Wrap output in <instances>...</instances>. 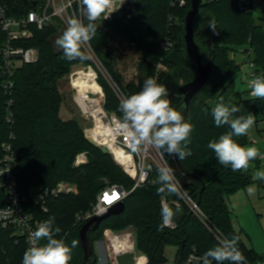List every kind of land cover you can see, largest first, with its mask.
Wrapping results in <instances>:
<instances>
[{
  "label": "trees",
  "instance_id": "obj_1",
  "mask_svg": "<svg viewBox=\"0 0 264 264\" xmlns=\"http://www.w3.org/2000/svg\"><path fill=\"white\" fill-rule=\"evenodd\" d=\"M2 1L9 4L11 15L14 16L25 15L30 10L26 0ZM170 4L171 0H141L139 11L131 20L115 22L105 30L97 26L96 35L90 43L101 55L104 67H110L111 54L99 53V48L106 44L109 33L114 31L133 44L140 45L153 64L171 66L169 72L156 78L158 83L164 84L166 77L176 72L180 73L182 84L192 82L194 73L185 59L180 40L184 19L191 5L182 9L172 8ZM201 8L209 18L198 29L197 41L208 50L216 73L194 101L187 120L192 125L187 141L191 155L183 161L178 159L173 171L183 190L201 208L208 225L194 215L179 194L158 193L159 185L153 184L157 176V170H154L146 184L128 195L124 201V213L112 215L100 224L98 231L88 233L93 255L86 264L99 263L95 244L101 240L106 229L119 232L128 227L135 229L136 250L148 257L147 264L167 263L165 249L171 245L177 251V264L186 263L193 252L203 256L217 244L213 230L228 238L238 237L237 247L249 262L256 264L262 259L255 250L243 243L241 234L236 232L228 200L240 189L254 183L262 185L264 180L252 175L254 168L234 172L230 166L220 165L207 144L229 130L227 125L215 126L212 110L217 103L223 101L226 105L238 106L241 111L235 114L237 116L251 114L255 117L257 113L264 112V99L245 98L244 92L235 88V76L242 64L234 60L239 48H244L246 52L252 50L250 61L257 72L264 74V10L261 13L246 12L239 0H218L201 5ZM212 19L215 30L209 26ZM61 29L58 25H50L42 30L34 28L32 39L23 42V45L26 48H38L39 59L35 63H24L12 76L3 72L4 59L0 54V159L3 157V145L11 143L17 160L18 185L25 193H38L42 188H52L62 181L77 187L76 193L49 202L48 212L43 218H55V226L62 229L60 237L69 245L73 239L78 241V246L72 251L70 264H85L79 238L83 225L76 224L77 214L95 205L97 196L106 188L119 185L130 191L135 183L115 164L112 154H103L100 147L94 146L85 137L83 127L76 120L64 121L61 118L64 98L60 94L59 80L72 66L90 63L89 58L66 60L63 51H57L50 38ZM5 41L6 34L1 33L0 47ZM166 41L170 42L167 49L163 47ZM151 68L148 76L155 74L154 66ZM8 79L12 81L13 88L7 92L3 85ZM100 83L106 93L105 110L120 115L119 100L113 89L102 80ZM214 92L218 93L215 105L209 102ZM10 115L12 122H8ZM235 139L241 145H249L248 134ZM82 153L88 156V162L79 167L74 166ZM164 154L169 164L171 156ZM253 164L256 168L262 167L259 158L251 161L250 165ZM163 199L174 212L172 218L177 224L174 230L168 229L163 223ZM3 245L5 252L1 250ZM23 253L24 250L18 249L7 239V234L0 230V259L21 264L15 256L22 257Z\"/></svg>",
  "mask_w": 264,
  "mask_h": 264
},
{
  "label": "built area",
  "instance_id": "obj_2",
  "mask_svg": "<svg viewBox=\"0 0 264 264\" xmlns=\"http://www.w3.org/2000/svg\"><path fill=\"white\" fill-rule=\"evenodd\" d=\"M32 3L36 2V5L22 16L11 15V9L8 3L0 0V34H6V41L4 45L0 47V54L4 59L3 62V72L12 76L16 70L20 69L24 63H35L39 59L38 48H26L23 42H26L33 37L34 28L40 30L45 29L50 25H58L60 27H66L67 20L70 18H79L87 23L86 18L83 16L81 5L79 0H30ZM141 0H115V5L112 10L111 15L105 19L102 15L97 21L96 25L102 29H107L110 24L119 21H129L138 13V6ZM243 3L246 8V12L258 13L260 10L264 9V0H239ZM218 2V0H201V5L211 4ZM191 5V0H171L170 6L172 8H182L185 9ZM107 15V13L105 14ZM89 46V47H88ZM165 49L170 47V42L166 41L163 44ZM90 48V44L85 46L86 51ZM88 52V51H87ZM245 55L246 63L249 64V92H250V81L254 76L262 75L257 72L254 63L250 61L252 55V50L249 52L243 51ZM161 64H159L160 66ZM85 71L93 74L95 82L99 83L100 76L98 69L94 65L81 68ZM78 72V70L73 71L70 77V84L72 83V77ZM100 84V83H99ZM13 83L10 79L5 82L3 87L8 92L13 88ZM101 85V84H100ZM72 89L76 94L82 98L89 105V110L91 112L92 119L94 120V128L84 129V134L87 139L88 130H94L96 128L97 121L103 125L104 130L109 133L113 141V148H118L123 154L119 157L113 151V148L107 147L106 145H100L97 143L98 147H106L109 154H112L114 160L117 164L123 168L124 172L134 181H136L134 187L128 191L122 186L113 185L106 188L97 197V203L93 205L89 210L84 213H79L76 216V224L86 223L87 221L102 216L108 213L116 204L125 201L128 195L140 186L146 184L154 169L151 163H148L149 159L153 158L152 147H142L139 151H133L130 147L127 139L119 133L116 122L121 119L116 113H107L104 108V90L102 89L101 94H87L86 96H81L78 90L74 89L73 84H71ZM102 86V85H101ZM103 88V87H102ZM116 91V90H115ZM117 93V91H116ZM97 103V107L94 109H99L98 112H92L91 104ZM8 122H12L11 115L8 118ZM92 140V139H90ZM3 157L0 159V230L7 234V239L14 243L18 249L26 250L29 240V233L35 230L38 223L44 221L43 215L48 212L49 202L54 201L60 196H67L74 193L75 185L67 182H59L52 188H42L38 193H25L17 181V160L14 155V150L12 144L3 145ZM156 152V149H154ZM160 154V151L157 150ZM126 156V157H125ZM262 168H264V159H260ZM88 162V156L85 153L80 154L74 166L79 167ZM131 169V170H130ZM175 175V174H174ZM176 177V176H175ZM177 179V178H176ZM178 186L180 188L179 195L186 202V204L191 208L194 215L201 221L206 223V217L202 212L201 208L190 198L188 193H186L179 180ZM264 189V182L262 184ZM112 197L116 195L118 198L113 200L111 203L105 201V196ZM176 205H178L176 203ZM167 206L166 200L162 201V208ZM164 223V222H163ZM168 229H176L177 224L173 220L167 224H164ZM214 235L218 236L219 233L212 231ZM102 242H97L99 245L102 243L104 247V254L106 255L107 262L109 264H120L119 258L126 257L128 255L132 256L133 264H147L148 257L143 254L141 257L138 255L139 252L136 250V238L135 229L133 227H128L123 231H112L111 229H106L103 232L101 240ZM4 252L6 248L4 245L1 247ZM16 260L22 264L21 255L15 256ZM202 256L196 255L194 252L191 253L187 258V264H202ZM100 260V259H99ZM0 264H11V260H1ZM212 264H215L213 261ZM246 264H253L246 259ZM256 264H264V257L258 260Z\"/></svg>",
  "mask_w": 264,
  "mask_h": 264
},
{
  "label": "clouds",
  "instance_id": "obj_3",
  "mask_svg": "<svg viewBox=\"0 0 264 264\" xmlns=\"http://www.w3.org/2000/svg\"><path fill=\"white\" fill-rule=\"evenodd\" d=\"M83 16L87 23L79 18L67 20L66 28L56 39V46L63 51L66 60H86L89 56L84 48L93 39L97 32L96 21L102 16L107 19L114 8L115 0H79ZM107 13V15H105ZM209 26L215 30L213 19ZM251 98L264 99V74L254 76L250 81ZM166 86L158 83L156 78L149 77L143 82L138 92L121 99L119 111L121 119L116 122L119 133L123 135L133 151L142 147H152L161 150V156L167 153L183 161L191 155L187 141L192 131L181 110L185 107L182 94H177L181 102L179 109L174 107L168 98ZM241 110L236 105H226L223 101L217 103L212 110L215 126L227 125L229 130L222 133L218 139L208 142L220 165L231 167V170L247 171L251 161L264 159L259 149L254 146H245L237 142V137L247 135L255 123L251 114L235 115ZM255 178L264 180V171H257ZM153 184L159 185V194H179L180 188L169 166L157 169V176ZM249 193L253 191L250 187ZM174 212L167 206L162 208L164 224H167ZM62 229L55 226V218L50 217L30 231L28 247L23 253L22 264H70L72 251L78 246V241L73 239L69 245L60 237ZM217 244L208 249L202 256V264H246V258L237 247L238 237L232 238L218 235Z\"/></svg>",
  "mask_w": 264,
  "mask_h": 264
},
{
  "label": "rangeland",
  "instance_id": "obj_4",
  "mask_svg": "<svg viewBox=\"0 0 264 264\" xmlns=\"http://www.w3.org/2000/svg\"><path fill=\"white\" fill-rule=\"evenodd\" d=\"M264 9L260 10L258 13H261ZM205 15V14H204ZM203 15V16H204ZM66 27L62 29L50 38L54 47L57 51H60L56 46V39L63 33ZM106 44L99 48V53L108 52L111 54L110 67H104L97 50L94 49L90 44L88 52L84 48L86 54L89 56L90 63H78L71 67L70 71L66 73L58 82L59 90L61 96L64 98V102L61 106L64 119H73L76 120L83 129L94 128V120L92 119L91 112L89 110V105L80 98L76 92L72 89L70 84V77L73 71L94 65L98 69L100 80L108 83L113 89L115 96L119 100L124 97L138 92L143 84L144 80L149 77L157 78L160 74L164 72H169L171 66L153 64V61L145 56L141 46L136 43H132L130 40L126 39L123 35L111 31L108 38L106 39ZM89 47V46H88ZM244 48H239V51L234 55V60L236 63H241L242 67L240 72L235 76V88L239 91L244 92V97L248 98L249 96V64L245 63V55L243 53ZM247 62V60H246ZM147 65V66H146ZM154 66L155 74L148 76L150 74V68ZM152 69V68H151ZM110 70V71H109ZM154 71V70H153ZM154 73V72H153ZM115 79L113 81L112 77ZM100 83V81H99ZM183 83V81H182ZM101 84V83H100ZM102 85V84H101ZM104 90V89H103ZM117 93H116V91ZM104 91V97H105ZM85 96V95H84ZM83 96V97H84ZM218 93L214 92L210 103L215 105L217 102ZM106 106V97L104 98V108ZM182 108L181 110H184ZM106 111V110H105ZM107 113H115L107 111ZM119 113V112H118ZM117 114V113H116ZM184 115V113L182 112ZM122 116V114L120 113ZM119 115V116H120ZM120 116V117H121ZM257 121L254 123L252 128L248 131V137L250 139L248 146L257 147L261 153L264 155V112L257 113L255 116ZM161 151V150H159ZM153 158L149 159L148 163H151L154 166V170H157L161 166H169L168 161H166L165 154L161 156L156 150L153 149ZM114 160V158H113ZM115 164L117 162L114 160ZM120 167V166H119ZM170 167V166H169ZM249 168H254L253 176L257 171H264V168H256L253 165H250ZM248 168V169H249ZM123 170V168L121 167ZM124 172V170H123ZM126 174V172H124ZM127 175V174H126ZM128 176V175H127ZM129 177V176H128ZM130 178V177H129ZM131 179V178H130ZM132 180V179H131ZM134 181V180H132ZM136 183V181H134ZM252 188L253 191L249 193L248 189ZM256 188L259 189L257 193ZM75 192H77V187L75 186ZM233 197V198H232ZM186 203V202H185ZM228 206L230 207L231 220L233 226L239 234H241V240L243 243L250 249L254 248L259 252L260 256H264V189L261 185L254 183L253 185L246 187L245 189H240L237 193L230 197L228 200ZM102 242V241H99ZM166 256L168 262L165 264H177L176 260V248L174 246H167ZM104 253V247L102 243L97 245L95 244V254L100 258L98 264L101 262L102 256ZM141 257L142 253H138ZM132 256L128 255L126 257H120V264H133L131 260ZM105 264H109L106 262ZM182 264H187L183 262Z\"/></svg>",
  "mask_w": 264,
  "mask_h": 264
},
{
  "label": "water",
  "instance_id": "obj_5",
  "mask_svg": "<svg viewBox=\"0 0 264 264\" xmlns=\"http://www.w3.org/2000/svg\"><path fill=\"white\" fill-rule=\"evenodd\" d=\"M26 1L31 8L36 5V2L32 3L30 0ZM208 18L209 15L201 8V0H191L190 11L187 13L184 19L180 40L181 47L185 53V59L194 73L193 81L187 84H182L179 72L169 74L164 81V85L168 89L169 93L168 98L172 101L174 107L179 109L181 103L177 98V94L183 95L185 109L180 110L184 113V118L186 121L189 119L194 101L202 94L204 89L207 87V84L211 80V77L216 73L215 66L209 59L208 50H206V48L197 41L196 36L198 29ZM88 140L94 146L97 145V143L93 140ZM100 149L103 154H109L106 147L103 146L100 147ZM177 161L178 158L171 156L169 166L172 169H175ZM124 212L125 202L122 201L109 209L107 214L95 217L84 223L80 230L79 238L81 240L82 248L85 254V264L93 255V246L91 245V242L88 238V233L98 231L101 226L100 224L106 219L112 217V215H120Z\"/></svg>",
  "mask_w": 264,
  "mask_h": 264
},
{
  "label": "bare ground",
  "instance_id": "obj_6",
  "mask_svg": "<svg viewBox=\"0 0 264 264\" xmlns=\"http://www.w3.org/2000/svg\"><path fill=\"white\" fill-rule=\"evenodd\" d=\"M71 84H73L74 89L78 90V93L81 96H86L87 94L99 95L102 93V86L99 83L95 82L93 74L85 71L84 69H78V72L72 77ZM96 105V102H94V104H91V107L93 109L92 112L100 113L98 112L99 109H94L97 107ZM88 137L96 141L100 145H106L107 147H109V149L114 147L109 133L104 130L100 120L97 121L96 128L94 130H88ZM113 151L117 154L118 157L123 154L118 148H113Z\"/></svg>",
  "mask_w": 264,
  "mask_h": 264
},
{
  "label": "crops",
  "instance_id": "obj_7",
  "mask_svg": "<svg viewBox=\"0 0 264 264\" xmlns=\"http://www.w3.org/2000/svg\"><path fill=\"white\" fill-rule=\"evenodd\" d=\"M60 113H61V118L64 120V121H66V120H69V119H64V117H63V113H62V109L60 110ZM257 184V183H256ZM262 186V185H261ZM263 187V186H262ZM256 191H257V193L259 192V194H260V191H259V189H257L256 188ZM233 198V197H232ZM230 200V199H229ZM253 250H255L254 248H252ZM255 252H256V254L258 255V257L259 258H263L264 256H260L259 255V252L257 251V250H255ZM100 259V258H99ZM100 261V260H99ZM101 262H103L102 264H105L106 262H107V258H106V255L103 253V256H102V259H101Z\"/></svg>",
  "mask_w": 264,
  "mask_h": 264
},
{
  "label": "snow or ice",
  "instance_id": "obj_8",
  "mask_svg": "<svg viewBox=\"0 0 264 264\" xmlns=\"http://www.w3.org/2000/svg\"><path fill=\"white\" fill-rule=\"evenodd\" d=\"M118 197L116 195H113L112 197L105 196V201L107 203H111L113 200L117 199Z\"/></svg>",
  "mask_w": 264,
  "mask_h": 264
}]
</instances>
